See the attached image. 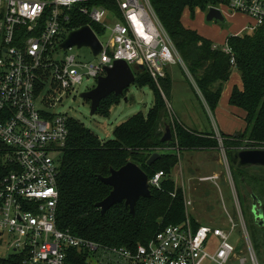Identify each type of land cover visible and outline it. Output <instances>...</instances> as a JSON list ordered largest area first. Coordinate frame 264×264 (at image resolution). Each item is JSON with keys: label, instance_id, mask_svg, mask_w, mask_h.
<instances>
[{"label": "built area", "instance_id": "built-area-1", "mask_svg": "<svg viewBox=\"0 0 264 264\" xmlns=\"http://www.w3.org/2000/svg\"><path fill=\"white\" fill-rule=\"evenodd\" d=\"M102 1L0 0V264H70L73 249L89 256L101 249L57 225L59 167L70 119L53 110L59 96L85 77L105 76L117 60L145 67L156 82L165 76L167 65L182 63L150 0H114L115 10ZM218 9L225 18L227 13L248 20L235 36L264 28V0H229ZM75 16L110 32L107 43L100 41L103 51L96 62L82 63L75 55L57 62L52 58L74 31L69 24ZM223 51L234 66L232 49L226 44ZM40 82L45 87L38 94ZM166 178L163 171L156 172L149 177L150 188L160 187ZM234 230L196 228L186 211L185 221L159 230L134 254L123 248L103 250L128 264H228L236 250L229 242ZM245 238L251 260L258 264L246 232ZM209 246L215 247L213 254Z\"/></svg>", "mask_w": 264, "mask_h": 264}, {"label": "trees", "instance_id": "trees-1", "mask_svg": "<svg viewBox=\"0 0 264 264\" xmlns=\"http://www.w3.org/2000/svg\"><path fill=\"white\" fill-rule=\"evenodd\" d=\"M108 2L109 9L117 8L114 0ZM150 2L212 113L218 109L234 71L240 74L241 85L233 87L228 102L243 112L246 126L243 132L235 135L221 133L220 138L224 141L222 146L215 134L189 129L170 117L167 106L173 88L170 73L165 71V76L156 82L148 70L145 67L141 69V66H137V71L133 69L136 76L134 85L141 89L149 87L153 92V104L147 114L138 112L121 122L113 130V138L108 141H102L80 121L69 119V138L59 167L57 225L60 230L69 231L101 249L123 248L133 254L138 246L147 245L159 230L186 219L185 194L171 178L173 169L179 164L176 152H208L223 147L230 157L232 150H264V28L251 34L227 37L226 44L235 57L233 66L231 56L223 48L186 27L183 22L187 10L194 16L197 10L205 13L229 0ZM103 3L102 0H96V4ZM88 25L99 36L105 34L101 25L91 23L84 16H75L69 27L72 31ZM44 87L45 84L40 82L38 94ZM128 90L122 96H108L96 114L109 118L111 108L125 98ZM165 126L170 127L173 135L172 141L167 143L162 142ZM155 153H159L161 158L149 167L147 161ZM129 162L138 165L149 177L163 171L167 178L160 187L151 189L150 198L138 201L134 215L124 203L102 214L96 205L110 194L112 188L100 178L108 177L112 169L118 170ZM250 225L254 250L261 249L264 254V248H261L264 247V236L255 224ZM88 259L87 252L75 249L69 251L70 264H88Z\"/></svg>", "mask_w": 264, "mask_h": 264}, {"label": "rangeland", "instance_id": "rangeland-1", "mask_svg": "<svg viewBox=\"0 0 264 264\" xmlns=\"http://www.w3.org/2000/svg\"><path fill=\"white\" fill-rule=\"evenodd\" d=\"M207 13L197 10L192 16L187 10L183 16V22L186 27L211 39L216 46L221 48L226 47L227 37L230 34L241 32L248 24L246 18L227 13L224 22H208ZM109 23L113 25V19L109 20ZM109 36L110 32L108 31L106 34L100 35L99 39L103 43H107ZM69 55L77 56L78 61L82 63L98 61V57H95L88 47L81 49L74 47L67 51L57 47V52L52 58L56 62L63 61ZM167 66L171 67L170 72L167 67L165 71L170 73L173 80L172 92L169 100H167L171 118L193 131L215 134L221 146L224 144L223 139L220 138L221 133L232 134L236 131L232 134L235 135L244 131L245 128H240L238 124L231 123L230 119V117L236 120L239 118L245 125L244 116L239 114L241 110L237 111L229 105L226 98H222L218 109L212 113L205 107L195 83L183 63L178 61L176 64ZM133 69L137 71L138 67L134 66ZM97 83V79L85 77L83 82L74 90L59 96L60 101L57 102V106L53 110L80 121L102 141H108L113 138V130L117 125L138 112L147 114L152 107L154 99L152 90L149 87L141 89L133 84L125 96L128 100L124 98L119 101L118 105L111 108L109 118L100 114L91 116V102L81 98V94L94 89ZM236 84L241 85V77L237 71H234L228 86L234 87ZM43 96H46V92ZM37 104L41 107L40 103ZM223 120L226 121L225 128ZM165 128L163 129L164 132ZM242 143L244 142L242 141ZM170 151L173 152L171 149ZM218 151H220L218 158L220 164L217 161L208 162L210 159L206 152H176L179 156V164L173 169L171 178L174 179L178 188L182 189L183 192L185 191L186 198L191 203L190 206H186V204L185 206L193 224L218 227L228 233L231 229H235L230 235L229 242L236 250L228 264H241L242 259H246V264H253L245 238L246 232L254 246L252 229L244 207L246 203L249 205L252 202V193L261 192V198L264 202V168L240 171L232 165L230 157L223 147ZM212 176L215 177V181L201 180ZM255 250L258 264H264L263 251L257 248ZM207 251L213 254L215 247L209 246ZM88 264L128 263L119 259L117 255L100 249L90 253ZM202 264H211V262L207 260Z\"/></svg>", "mask_w": 264, "mask_h": 264}, {"label": "water", "instance_id": "water-1", "mask_svg": "<svg viewBox=\"0 0 264 264\" xmlns=\"http://www.w3.org/2000/svg\"><path fill=\"white\" fill-rule=\"evenodd\" d=\"M206 19L208 22L225 21L221 10L215 7L209 9ZM74 47L78 49L88 47L95 57H98L103 51L99 38L89 25L72 31L60 45L63 51ZM141 69H143V66H141ZM135 81L136 76L133 68L126 61L117 60L112 67L106 68L105 76L98 78L97 86L91 91L82 93L81 98L91 102L90 114L94 116L103 100L111 94L122 96L125 90L129 89ZM125 100L128 99L125 98ZM172 139V130L167 126L162 142H171ZM160 158L161 155L159 153L153 154L147 161V165L149 167L154 165ZM230 158L233 164L238 165L240 168L264 167V150L247 149L235 151L231 153ZM100 180L112 188L110 194L96 205L102 214H105L117 204L124 203L134 215L138 201L141 198L147 199L152 196L149 176L133 162L127 163L118 170L112 169L108 177H101Z\"/></svg>", "mask_w": 264, "mask_h": 264}, {"label": "flooded vegetation", "instance_id": "flooded-vegetation-1", "mask_svg": "<svg viewBox=\"0 0 264 264\" xmlns=\"http://www.w3.org/2000/svg\"><path fill=\"white\" fill-rule=\"evenodd\" d=\"M240 150H247V149L243 148V149H239V150H232L231 153H233L235 151H240ZM206 153L208 154V157L210 159V161H208V162H211V161H217V163L219 162L218 158L220 155V151L211 150V151H208ZM231 153H230V155H231ZM230 160H231V158H230ZM231 163L234 167H236V169H238L240 171H244V170L251 169V168H262V169L264 168L262 166H251L248 168H240L238 165L233 164L232 161H231ZM213 181H215V179ZM261 197H262L261 192L252 193L251 194L252 202L249 205H247V203H246L244 210H245L246 215L248 216L249 222L251 224H256V226L259 228L258 230L261 231L262 235L264 236V214H263L264 202H263Z\"/></svg>", "mask_w": 264, "mask_h": 264}, {"label": "crops", "instance_id": "crops-1", "mask_svg": "<svg viewBox=\"0 0 264 264\" xmlns=\"http://www.w3.org/2000/svg\"><path fill=\"white\" fill-rule=\"evenodd\" d=\"M200 12V11H199ZM239 32H236V33H234V34H230V35H237ZM209 39V38H208ZM209 40H211V39H209ZM184 65V64H183ZM185 66V65H184ZM167 68L169 69V72H170V69H171V67H169V66H167ZM229 84V83H228ZM228 84L226 85V87H225V90H224V92H223V97L222 98H226L227 99V101L229 100V97H230V95H231V92H232V89H233V86H228ZM198 93L200 94V92L198 91ZM200 97H201V99H202V101H203V103H204V99H203V97H202V95L200 94ZM204 105H205V107H207V105L204 103ZM208 108V107H207ZM234 109H236V108H234ZM237 111L239 110V109H236ZM239 114H241V115H244L243 114V112L241 111V112H239ZM230 119H231V123L233 122V124L235 123V124H238V127H240V128H245V126H246V124L244 125V122L242 121V120H240L239 118H237L238 120H236V119H233V118H231L230 117ZM223 122H224V124H223V126H224V128H225V124H226V121H224L223 120ZM243 124V125H242ZM233 130H235V129H233ZM238 130V129H237ZM236 132V131H235ZM234 132V133H235ZM234 133H232V134H234ZM232 134H228V135H232ZM225 152V151H224ZM218 164H220L219 162H218ZM205 178H209V177H205ZM177 186V185H176ZM178 188V187H177ZM184 194H185V191H184ZM185 198H186V195H185ZM187 199V198H186Z\"/></svg>", "mask_w": 264, "mask_h": 264}]
</instances>
